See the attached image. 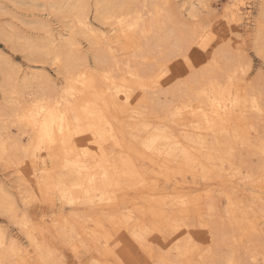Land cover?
<instances>
[{"label":"bare ground","instance_id":"1","mask_svg":"<svg viewBox=\"0 0 264 264\" xmlns=\"http://www.w3.org/2000/svg\"><path fill=\"white\" fill-rule=\"evenodd\" d=\"M210 1L6 0L60 26L22 20L33 35L0 26L30 63L0 51V167L16 174L0 181V216L28 242L0 230V264H32L30 253L62 264L64 248L80 264L90 241L108 256L121 246L135 264L138 251L151 264H264V76L246 83L243 56L227 44L180 80L170 74L171 61L207 44L206 15L223 14L230 29L241 22L245 0L220 14ZM263 21L261 0L252 44L264 60ZM119 48L136 50L120 59ZM30 201L57 216L34 221Z\"/></svg>","mask_w":264,"mask_h":264},{"label":"rangeland","instance_id":"2","mask_svg":"<svg viewBox=\"0 0 264 264\" xmlns=\"http://www.w3.org/2000/svg\"><path fill=\"white\" fill-rule=\"evenodd\" d=\"M0 1L3 4L7 5L6 11L9 12V13L0 15V26L4 25L5 23H8V22H13L17 26V28L21 27V29L23 28L22 30L27 32V33H30L33 35V34H36L38 32V34H40L39 31L27 27V25L25 26V24L22 23L21 21L23 20L24 22H26L27 20H30V19L41 18V19L47 20L50 23L51 27L54 29V31L59 29L60 25H59L58 21L52 15H49L48 12H45V11L41 12L40 10L28 9V8L20 9V8L13 6V5H10L9 3L6 2V0H0ZM227 1L228 0H211L210 1L211 2V8L214 9L215 11H217L218 14H220L221 10L219 8H221L222 5L227 3ZM260 1L261 0H245V2L242 4L243 6H241V9H242L241 10V12H242L241 22L238 25L232 26L231 29L226 27V25L223 23V21H222L223 18L221 19V15H223V14L218 15V17H216V19L211 18V17L206 15L204 22L208 23V26L206 27V29H207L206 30L207 44L203 45V48H198L196 46L194 51H192L188 55V58L186 60H184V58L182 56H180L179 62L176 63V61H171L169 63L170 74L172 72L173 74H175L176 80H180L185 75L189 74L190 72H193L197 68H199V67L207 64L208 62H210L211 59L213 58L212 56L214 55L215 49L217 50L218 46H220L221 44H223V45L227 44L229 47V50L233 54L236 55V53H237L238 55H241V57L243 56V60L241 63H242V67L244 68L243 72L246 73L245 74L246 76L244 77V81L246 83L264 76V60L260 57V55H258L255 52V50L253 49V44H252L253 43V37L255 34L253 32H256V30H257V27H255L257 25L255 23L258 20V8H259ZM246 10H247V12H246ZM262 25L264 26V21H263ZM228 30H230V31H228ZM208 31H209V33H208ZM104 33L109 37H112L114 35V33L108 29H105ZM211 33H212V35H211ZM238 34H239V36H238ZM245 34H247V35H245ZM218 44H220V45H218ZM83 45H84L83 46L84 51L89 52V50L87 48V44L84 43ZM135 50L136 49L133 48L129 53H126L125 51L123 52L122 48H119V50H117V53L119 55L118 57L120 59L124 58L128 55L133 54L135 52ZM0 51H2L3 53H6V54L8 53V55L11 59H13L15 61H19L23 65V67H25L29 63L22 58L20 53L13 52L12 50H10L4 44V42L1 39H0ZM185 61H187V63ZM89 62H91L90 63L91 67L94 66L91 60H89ZM31 65H34V64H31ZM189 66H190V68H189ZM45 68L53 76L54 80H59V77L57 76L56 72L52 69V66L50 64L45 63ZM140 93H141V91H140ZM149 119H150V122L153 123V117H148L146 120H149ZM248 157H250V155H248ZM252 158H253V156H252ZM41 163L42 162H40V166H41ZM0 169H1L0 170V181H3V183L6 185H9L11 182L14 183L13 179L15 178V175H16L14 173V171L11 168L6 169V168L0 167ZM11 171L13 173H11ZM4 173H5V175H4ZM7 176L8 177L10 176V177L8 178ZM187 180L188 181L191 180L190 176H188ZM8 182H10V183H8ZM198 183L203 184L204 182L202 179H198ZM209 186L213 187V185H209ZM239 187L242 190H245V189L247 190L249 188V185L239 184ZM29 203L24 209L27 212V214L30 217H33L34 221H36V222L39 220L47 221V219H49V220H50V218L54 219V217L57 216L58 209L53 210L54 207H51L50 205H47V204L42 205L36 201L35 202L30 201ZM43 210H45V212H43ZM62 210H63L62 213H64L67 216L68 214L71 213L72 209L68 205L63 204ZM42 214H47L50 217L42 218V216H41ZM251 221H253V220H251ZM15 225L16 224H14L13 222L10 224V222H8V220L4 216H2V215L0 216V230H4V232L8 236H13V237L16 236L14 238H16L21 243L23 242L22 243L23 245H27L28 244L27 239L25 238L24 234L21 231H19L18 226L17 225L15 226ZM258 226H261V224ZM47 234H49V233H47ZM263 239H264V237H263ZM243 241H245V242H243L242 244L245 245L247 243L246 239H244ZM244 245H242V246H244ZM199 246L201 248V249H199V252L203 251L200 254H205V252L208 250L209 245L206 242H204V243L201 242L199 244ZM91 247H94V244L92 241L88 242L86 247L79 248L80 260H81L80 264H91V262H93V263L99 262L102 264H135V263H130L129 261H127V259H126L127 253H126V251L123 250V248L121 246H119V248H118L119 250H117L118 254H120L119 256L117 255L118 257L112 256V255H109V256L106 255L105 253H103L101 248H99L98 246L94 249L93 248L91 249ZM28 248H29V250L31 249V247H28ZM87 248H89V249H87ZM64 252H65V254H64L65 256L63 257L64 259L62 258V260H63L62 264H76L77 259H74V257L72 256V254L69 252V250L67 248H64ZM101 253H102V255L104 254V256H101ZM138 256H141L138 260H141L143 262V264H151V263H149L150 261L147 260L146 255L142 254L139 251H138ZM197 257H196V259H197ZM90 258H92V259H90ZM30 260L33 262L32 264H39V263H36V261H35L36 257L33 253H30Z\"/></svg>","mask_w":264,"mask_h":264},{"label":"snow or ice","instance_id":"3","mask_svg":"<svg viewBox=\"0 0 264 264\" xmlns=\"http://www.w3.org/2000/svg\"><path fill=\"white\" fill-rule=\"evenodd\" d=\"M61 119H63V118H61Z\"/></svg>","mask_w":264,"mask_h":264}]
</instances>
